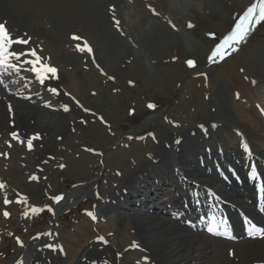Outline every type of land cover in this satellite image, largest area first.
<instances>
[{
    "label": "rangeland",
    "instance_id": "374dc122",
    "mask_svg": "<svg viewBox=\"0 0 264 264\" xmlns=\"http://www.w3.org/2000/svg\"><path fill=\"white\" fill-rule=\"evenodd\" d=\"M258 1L109 0L108 14L105 18L101 16L104 34L95 23L80 27L83 28L80 32L63 28V35L58 28L61 44L34 37L38 55L57 69L56 77L62 83L59 90L65 101H74L79 106L78 112H86L89 119L77 122L74 126L77 130L55 146L58 154L50 153L51 163L47 164L45 175L41 169L38 181L31 179L36 176L34 162L23 175L16 173L26 165L21 161L27 153L29 158L36 157L35 148L16 143L4 151L8 141L0 139V172L3 171L0 174L3 185L0 188V264H13L23 245L39 235L48 237L56 250L50 255L43 253L45 249L32 251L29 264H76L85 250L100 238L111 239L110 245L118 249L131 243L136 237L132 227L120 230L116 212L105 208L108 197L125 179L122 172H133V162L147 164L157 152L154 135L166 132L176 139L175 135L184 132L192 142L193 137L186 129L201 123L209 111H216L217 103L213 100L223 107L229 122L234 120L241 126L247 123L245 126L253 131V139L263 140L264 128L259 122L264 123V21L254 23L228 55L214 64L209 61L216 45ZM170 3L174 7L170 8ZM127 19H136L140 28L137 30L136 23ZM74 35L80 39H72ZM85 43L91 53L77 50V45L83 47ZM29 44H34L31 38ZM259 86L263 88L258 89ZM87 98L93 106L83 100ZM47 101L48 105L58 104L59 112L65 111L62 106H67L62 100L57 104L50 98ZM149 104L155 108L150 109ZM66 112L64 122L70 127L76 113L72 107ZM252 113L258 117L257 124L251 122ZM242 131L250 140L246 131ZM94 137H98V142ZM106 137L116 141L112 145L104 144ZM171 152L172 163H177L174 158L177 150ZM107 162L120 163L122 167L112 172ZM99 169L92 180L86 181ZM105 175L113 179V184L102 187L101 179ZM24 184L37 186L39 190L29 187L24 190L21 188ZM161 187L163 191L159 192L169 197L171 187L167 183ZM149 194L152 198L157 196L154 191ZM54 195L62 199L69 195L79 197L58 220L53 219V211L62 199L55 202L51 198ZM5 199L9 201L7 204ZM33 208L37 211L32 212ZM129 251L124 250L123 255L127 253L128 257ZM138 255L131 252L129 257L134 259ZM18 264H28L27 258L23 256Z\"/></svg>",
    "mask_w": 264,
    "mask_h": 264
},
{
    "label": "bare ground",
    "instance_id": "6f19581e",
    "mask_svg": "<svg viewBox=\"0 0 264 264\" xmlns=\"http://www.w3.org/2000/svg\"><path fill=\"white\" fill-rule=\"evenodd\" d=\"M260 2L261 0L257 4ZM109 3V0H0V23L5 24L13 39L31 38L34 42L32 46L30 44L13 45V48L32 50L35 49L34 37H38L39 40L47 38L51 43L59 44L61 41L59 31H56L58 28L62 30L61 35L68 30L83 31L80 27L93 26L95 23L96 26L99 25L101 31L104 30L102 17L105 18L108 14ZM118 3L121 4V2ZM173 4L168 5L172 8ZM130 18L134 19L132 15ZM134 21L131 22L136 23L138 30L140 23L136 19ZM253 23L251 22L250 26ZM102 33L104 34L103 31ZM112 35L114 36V32ZM35 50L38 52L37 49ZM228 54V52L225 53V55ZM45 59H41V63L46 62L50 66V61ZM220 59L218 57L210 62L214 64ZM30 67L23 65L19 74L13 73L10 77H4L6 87L0 84V139L5 138V143L8 141L6 146L4 144V151H9L16 143L25 145L28 149L35 148L36 157L29 158L30 153H27L28 155L26 154L21 161L26 165H22L16 173L23 175L27 169L33 167L30 163L34 162L37 165L34 171L36 176L31 179L38 181L41 179V169H43L42 174L45 175L46 166L51 163L50 153L58 154L55 152L57 149L55 146L62 140H66L71 131L77 130L74 128L77 122L87 121L89 116L84 111L78 112L79 106L73 100V102L65 101L59 90V85L62 84L61 78H52L49 74L47 86L41 85L34 74L26 71ZM49 87H55L56 92L48 91ZM261 88L263 86H259L258 89ZM48 94L49 98L55 101L53 104L62 100L68 108H73L76 115L73 116L70 127L64 122L68 113L62 110L59 112L58 104L56 106L47 104ZM83 100L90 105L93 104L89 98ZM213 102L217 103L216 111H209L203 116L201 123L186 129L187 133L192 135L194 142H191L184 132L175 135L176 139L171 138L172 135L165 134L166 132L154 135L157 152L147 160V164L133 162L135 166L133 172L123 171L124 181L118 184L106 200L105 208L116 212V223L119 229L132 227L135 239L132 238L131 243L127 246L122 245L120 249L110 245L111 239H97L85 250L76 264H91V261H93L92 264H125V262L126 264H146L145 262L148 261L149 264H264V236L229 241L216 239L200 231L197 226L198 220L208 217L209 209L221 205L222 209L218 212L220 215L223 210L232 212L228 222L233 226L237 236L240 235L239 216H247L264 227V218L254 213L256 204L254 194L260 185L264 188V174L257 172L255 175H250L251 172L248 173L244 168L246 164L255 168L258 162L254 163L253 159L264 160V137L261 136L263 140L253 139V131L245 126L248 125L247 123L244 122L241 126L234 120L232 123L229 122L223 107L217 101L213 100ZM254 109L257 108L251 110L254 111ZM257 118L252 113L251 122L257 124L259 122ZM201 125L205 126L207 131L201 128ZM213 125L216 126L213 127ZM259 125L264 128L263 122H259ZM242 129L246 131L250 140L243 134ZM12 133L16 135L13 136ZM37 136L40 138L38 139ZM94 139L98 142V137ZM103 139L107 140L104 144L109 145L116 141V138ZM102 147L105 146L102 145ZM171 150H177L174 154L177 163H172ZM107 163L112 166V172L118 170L116 167H122L120 163ZM259 166L261 167V164ZM100 169L95 170L86 181L92 180ZM2 172L0 174H3ZM103 178L101 179L102 187L113 184L111 177L107 178L105 175ZM147 179H152L155 183H150ZM164 183L172 189L169 197V194L159 192ZM25 187L39 190L37 186L26 184L21 188L25 190ZM186 188L192 189L193 192L189 191L191 192L189 194ZM197 189L202 190L198 198L199 207L196 206V200L192 198V193H195ZM209 190L214 193L211 198L207 194ZM86 191L83 192L84 195ZM150 191L157 193V196L155 198H152V195L148 196ZM164 196H167V199ZM78 198L76 195H69L59 204L57 203L53 211V219L58 220L62 214L71 209ZM195 208L197 217L191 219ZM88 211L85 213L87 214ZM50 241L48 237L42 236L28 241L23 245L22 251L18 253L13 264H18L23 256L27 258L29 264L34 250L45 249L43 253L50 255L53 250L44 247L45 244L54 245ZM124 250H131L128 257L127 253L123 255ZM131 252L139 254L138 258H130Z\"/></svg>",
    "mask_w": 264,
    "mask_h": 264
},
{
    "label": "snow or ice",
    "instance_id": "6c2138e0",
    "mask_svg": "<svg viewBox=\"0 0 264 264\" xmlns=\"http://www.w3.org/2000/svg\"><path fill=\"white\" fill-rule=\"evenodd\" d=\"M257 8L259 9L258 14H256ZM253 20H255L256 22L264 21V0H261L259 4L252 5L247 9V11L244 12L243 16L235 25L234 29L227 36H225L219 44L216 45L212 54L209 56V59L215 61L218 57L223 58L228 48H232L236 43L241 42L246 37L248 31L250 30L249 25ZM189 27H191L190 24ZM72 39L78 40L80 39V37L74 35ZM28 44L29 39H24L23 37H17L13 39L12 35L6 29L5 24L0 23V84H3L6 87L7 85L5 83L4 77H10L13 73L19 74L23 65L31 66L30 68L26 69V71L34 74L35 79L41 85L47 86L46 81L49 79V74H51L52 78L56 77L57 69L55 67L49 66V64H47L46 62L41 63L42 58L38 55L35 49L26 50L13 48V45ZM77 50L81 52L91 53V49L86 43L83 47L77 45ZM22 57H24V59H22ZM188 64L192 65V62L188 61ZM109 79H112V77H109ZM48 91L55 93L56 88L49 87ZM26 98L30 99V97ZM62 107H64L65 111L68 110L67 106ZM148 107L152 109L155 108V105L149 104ZM9 111H11V106H9ZM85 111H87V109H85ZM215 126L216 125H213V127ZM200 127L203 128L204 126L201 125ZM12 135L15 136L16 133H12ZM29 146H31V141H29ZM250 175H255V170H253ZM0 187H3V185H0ZM207 194L210 198L214 195V193H212L210 190ZM198 195V193L194 194L193 198L195 199ZM51 198L55 202H59L62 199L60 195H54ZM8 202L9 201L7 199L4 200L5 204H7ZM199 204L200 201L196 199V206L199 207ZM36 211L37 209H32V212ZM48 211H52V209L49 208ZM4 215L7 216L8 213L5 212ZM207 219L210 221L209 227L207 228V231L209 233L220 234L221 232L227 231L228 221L226 219L217 218L215 215H209ZM253 230L260 232V235L264 236V230L255 229V226H253ZM249 235H251V231L249 232ZM38 238L39 237H35L34 239ZM44 247L50 248L53 251L56 250L55 246L52 244H45Z\"/></svg>",
    "mask_w": 264,
    "mask_h": 264
}]
</instances>
